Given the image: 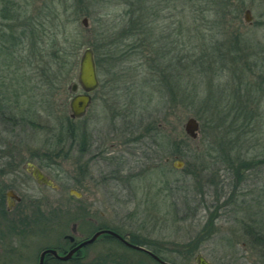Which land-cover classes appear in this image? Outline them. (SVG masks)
I'll return each instance as SVG.
<instances>
[{
	"label": "rangeland",
	"instance_id": "374dc122",
	"mask_svg": "<svg viewBox=\"0 0 264 264\" xmlns=\"http://www.w3.org/2000/svg\"><path fill=\"white\" fill-rule=\"evenodd\" d=\"M126 1L0 0V111L6 117L0 142L44 148L74 129V153H66L68 142L59 143L60 185L68 183L72 159L77 168L89 165L95 178L121 162L135 176L128 184L133 196L121 184L112 186L121 190L118 200L110 199L109 187L84 178L74 189L80 200L68 197V187L44 189L45 214L55 206L60 218L12 231L0 247V264H36L41 249L60 245L65 235L89 238L102 228L145 239L173 264H196L199 255L212 264H264V92L254 88L262 85L256 75L264 66L248 74V105L238 104L239 73L230 71L228 52L240 42L254 60L264 56V0L231 1L244 8L224 27L212 11L204 20L193 12L200 0H144V11L131 21ZM102 24L114 28V47L106 46L110 35L101 34ZM85 48L93 50L99 86L86 114L72 120L69 87ZM56 50L66 54L64 64L54 58ZM189 118L199 124L195 140L184 131ZM85 136L94 145L88 154ZM96 146L103 151L96 154ZM250 161L257 164L240 165ZM69 200L77 213L70 223ZM83 255L66 264H158L105 238Z\"/></svg>",
	"mask_w": 264,
	"mask_h": 264
},
{
	"label": "flooded vegetation",
	"instance_id": "af4514ba",
	"mask_svg": "<svg viewBox=\"0 0 264 264\" xmlns=\"http://www.w3.org/2000/svg\"><path fill=\"white\" fill-rule=\"evenodd\" d=\"M233 1V0H231ZM227 3L229 10L231 11V15L228 16L227 24L231 25L233 21L239 19V14L243 10V4L237 2ZM238 1V0H237ZM240 4V5H239ZM246 13H248L249 21H246ZM244 22L248 25L252 23V17L250 16V12L248 10L244 11ZM240 35L235 34V38H239ZM239 42V41H238ZM240 45L242 43L239 42ZM240 45L237 44V47L234 46V50L228 51L229 52V65H231L233 73L235 74V69L238 68V86L237 89L239 91V98L238 103L242 105L248 104L249 98V77L248 74L255 73V69L264 66V56L259 58V60H254V55L250 53V51L244 50ZM246 52V53H245ZM250 53V54H249ZM253 58V60L250 59ZM246 59V60H245ZM252 61V62H251ZM233 65V66H232ZM257 80L261 81L259 84L261 86H255V93L264 92V69L263 71L257 73L256 75ZM252 83V82H251ZM98 89V88H97ZM97 89L94 91L96 92ZM247 91V92H246ZM93 92V93H94ZM93 93L91 94V103L93 98ZM78 94H83V92L78 89L76 93H73V97ZM256 96V95H255ZM245 100H244V99ZM255 100V97H254ZM90 103V105H91ZM89 105V107H90ZM88 107V109H89ZM87 109V110H88ZM87 112V111H86ZM21 114V113H20ZM23 112L20 115L21 123L24 122ZM30 117V116H29ZM0 119L5 120L6 117L3 115V112L0 111ZM71 119V118H70ZM78 120V119H72ZM27 123V122H26ZM5 133V130L2 131ZM86 133V132H85ZM66 139L61 140L58 136L55 145H47L44 148L36 147V149H28L27 147L23 146H11L7 143L3 144L0 142V247L2 244H6L7 240L11 238V232L17 233L16 229H26L30 226L39 225L41 224L46 218L52 217L55 219H59L60 217V208L55 206L51 207V210H47V213L44 212L45 205H49V199L44 196V189L47 191H51L53 193H59L62 187H68V197L73 200H80L82 194L75 191L74 189L80 188V183H82V178L86 179V181L90 180L92 183L99 182L100 186L102 187H109L110 198L112 200H118L120 194L116 192H121L120 188L117 190L118 185H123L124 189H126L131 195L133 196V192L129 189L128 184L135 181L134 174L126 173L124 170L125 163H119V167L115 168L113 171L110 172L109 175L103 173L98 178H95L94 175L88 168L89 165L84 164L80 168H77L76 162L72 159L71 165L69 163L70 171L69 177L67 180V184H59L60 178L63 177L60 167V159L61 154H63V145L68 142V149L66 153H74L75 152V145L78 143L76 140V131L74 129L66 130ZM87 135V133H86ZM88 135H90L88 133ZM54 137V136H53ZM85 150L89 149V151L94 146L89 140V136H85ZM52 139V138H51ZM61 143V146H59ZM80 154L83 155L81 150L84 148H78ZM97 151L95 152L98 154L99 152L103 151L101 147L96 146ZM85 152L86 154L89 153ZM76 166V167H75ZM78 171V172H77ZM79 174V176H78ZM80 177V178H78ZM114 183V184H113ZM117 183V184H115ZM84 189V188H83ZM125 190V191H126ZM109 191V190H108ZM46 203V204H45ZM48 207V206H47ZM46 207V209H47ZM75 203L74 201L69 200L68 208H67V215L69 216V223L71 220H74L75 217ZM63 211V210H62ZM88 211V210H86ZM64 214V211H63ZM107 228H102L99 230H106ZM72 230L75 231V226H72ZM97 230V231H99ZM114 230V229H112ZM96 231V232H97ZM72 235H65L63 237V244L54 246V247H45L42 248L37 257V263L39 262V258L42 252L45 250H55L58 256H64L73 248L78 246L80 243L84 242L89 238H76L75 232H72ZM17 235V234H15ZM106 235L100 236L96 241L101 240L102 238L107 239ZM95 241V242H96ZM89 246V245H88ZM87 246L77 250L72 257L66 261H60L53 257L50 254H46L43 259V264H58V263H70L74 261L82 260L84 257V251ZM207 261V260H206ZM208 262V261H207ZM169 264H173L167 262ZM210 263V262H209ZM212 264V263H210Z\"/></svg>",
	"mask_w": 264,
	"mask_h": 264
},
{
	"label": "water",
	"instance_id": "95a60500",
	"mask_svg": "<svg viewBox=\"0 0 264 264\" xmlns=\"http://www.w3.org/2000/svg\"><path fill=\"white\" fill-rule=\"evenodd\" d=\"M246 21H249L248 13H246ZM81 24L84 28H88V21L86 18L82 19ZM98 86H99V81L96 73L93 50L91 48H85L82 51L79 58L76 83L71 84V86L69 87V90L72 93H76L78 89H80L83 92V94H78L72 97L69 102V109H70L69 117L71 119H80L86 114V111L91 103V94L98 88ZM198 130H199V124L197 120H195L194 118H189L184 125V131L186 135L190 139L195 140L197 138ZM182 165L183 164L181 162H177V164L174 167L178 169ZM103 235L116 239L124 247L128 249L145 253L158 264H169L161 260L159 257L154 255L144 247L133 245L129 243L127 240H125L123 237H121L119 234L108 229L99 230L95 232L89 239L80 243L78 246L73 248L64 256H58L55 250H50V249L45 250L44 252L41 253L38 264H43V259L46 254H50L56 259L66 262L72 257V255L77 250L93 244L100 236ZM195 263L210 264L200 255L196 257Z\"/></svg>",
	"mask_w": 264,
	"mask_h": 264
},
{
	"label": "trees",
	"instance_id": "16d2710c",
	"mask_svg": "<svg viewBox=\"0 0 264 264\" xmlns=\"http://www.w3.org/2000/svg\"><path fill=\"white\" fill-rule=\"evenodd\" d=\"M200 1L202 3L201 4L202 7H200V6L197 7V9L193 10V12L194 13L197 12L198 13V16H200V19L201 20H204L202 18L209 17L208 15L212 11L214 18L217 17V18L220 19V21H223V23H221V26L220 27L226 26V21L225 20H227L228 16L231 15V11L229 10V7L227 6V3H230L231 0H200ZM143 2H145V1L144 0H129V1L127 0L126 1L125 4L127 5L126 6V8H127L126 9L127 10V17L130 18V21L135 16V14H139V13H142L144 11L143 10V8H144ZM6 4L9 5V3H6ZM142 5H143V8H142ZM212 6H213V8H212ZM6 12L7 11L4 10V17L6 19H8L9 18V15H8V12L7 13ZM59 16H60V14L55 13V16H53V19H55V20L57 19L58 20L59 19ZM58 28H59V31L62 33L64 27L58 25ZM128 29H130V28H128ZM124 32H127V30H125ZM56 33H57V31H56ZM106 33L108 35H110V36H108V38H110L109 39V42L110 43L109 44H106V46L114 47L115 42H116L114 38L117 37V34H116L114 28L109 29V27H108V29H107L106 26H105V24H102L101 34L103 35V34H106ZM131 34H133V33H131ZM57 35H58V33H57ZM63 38H66V37L63 36ZM166 39H167V37L165 38V37L161 36V41L166 40ZM101 40H102L101 41L102 43H103V41H106V39L103 40L102 37H101ZM111 42H113V43H111ZM53 44L55 46L54 40H53ZM141 45H144V42L143 41H141ZM152 45H153V43H151V46ZM163 52H165V51H163ZM154 53H156V51ZM157 55H159V54H157ZM163 55L165 56L166 55V52ZM54 56H56V57H54L56 60H58V61L61 60L60 64H64L63 60L66 59V54L64 53V51H62V53H60L58 50H56ZM238 104H240V103H238ZM246 105H248V104H246ZM241 111L243 112L242 109H241ZM242 115L245 118L247 117V115H246L245 112ZM256 164H257L256 161H253V162L250 161V162H247V163L246 162L240 163V165H242L247 170L250 169V168H253V166H255ZM112 231L116 232L117 234H119L121 237H123L125 240H127L129 243H131L133 245L145 247L148 251H150L151 253H153L154 255H156L157 257H159L161 260H163L155 249H152V248L149 247V245L147 244V242H146L145 239H139L138 237H135V238L127 237L126 238L125 236L121 235L119 232H117L115 230H112ZM107 239L110 240V241H112V242H114V243H116V244L122 245L119 241H117L114 238L107 237ZM122 247H124V246L122 245ZM142 254L145 255V253H142ZM146 256L149 257L148 255H146ZM100 260H102V259H100ZM104 260H106V259H104ZM58 264H65V263H58ZM96 264H99V262H96Z\"/></svg>",
	"mask_w": 264,
	"mask_h": 264
}]
</instances>
